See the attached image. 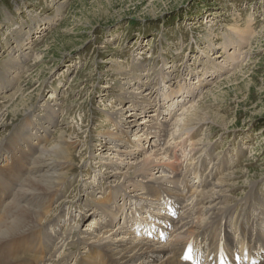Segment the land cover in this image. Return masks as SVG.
<instances>
[{
	"label": "rangeland",
	"instance_id": "obj_1",
	"mask_svg": "<svg viewBox=\"0 0 264 264\" xmlns=\"http://www.w3.org/2000/svg\"><path fill=\"white\" fill-rule=\"evenodd\" d=\"M247 22H250V33L249 43L243 50L246 54L227 63L222 70L216 68V64L227 60L222 45L231 27L237 24L244 30ZM16 29L24 34L18 37L12 31ZM208 34H211L210 43L206 42ZM18 53L27 55L21 59L20 76L15 84L24 86L21 95L27 106L18 102L16 111L28 113L22 116L9 114L0 127V140L8 138L23 124L24 118L42 116L48 104L58 111L55 116L58 126L50 132L54 134L56 129L67 131L73 127L79 135L73 153L80 151L81 154L74 157L73 169L67 177L71 185L64 189L58 204H54L51 219L58 214L62 217L71 206L67 201L75 198L73 217L68 221L76 223L79 229L92 224L88 220L90 209L79 215V203L87 199L90 202V197L85 195L92 185L94 172L101 169L97 162L102 160L96 154H103L109 147L101 136L115 129L108 115L112 117L113 113L119 118L116 109L128 106L124 100L118 101L120 92L132 93V89L127 90L129 85L123 82L122 75L112 71L113 60L121 61L125 73L138 62L145 70L137 72L141 78L138 82H131L133 89L138 83L140 86L133 93L143 91V95L147 94L149 106L147 113L141 115L166 109L161 95L157 97L158 103L154 97L150 98L160 86L156 83L162 70L171 76L165 78L167 85L159 93L180 96V85L195 83L192 86L197 87L194 93L197 97L191 102H197L186 116L190 118L198 112L208 119L205 124L192 129L196 133L192 141L203 134L208 139L202 145H210L212 149L211 156L202 155L207 160L206 165L209 163L206 174L226 162L224 172L219 171L221 175H233L228 184L234 187L228 195L231 196L230 203L235 205V213L242 208L237 206L238 201L246 196L252 185L254 194L264 197V0H0V82L8 77V61ZM206 56L211 57L213 65L205 61ZM11 91L5 93L4 98L0 97V104ZM53 94L55 97L51 101L49 97ZM184 99L187 108L189 100ZM179 108L173 112V121L177 120L180 125L187 117L179 115L184 110L179 112ZM123 112L125 116L121 121L126 125V110ZM166 121L173 122L172 119ZM41 123L46 126L45 120ZM170 123L160 144L163 148L175 146L179 160L182 159L179 154L185 153L186 160L180 165L181 186L188 185L190 191L198 189L199 181L187 172L197 162V155L193 156L187 135L172 139ZM129 177L134 179L133 175ZM98 179L97 187L122 184L116 178ZM190 193L184 199L189 198ZM77 215L85 217L83 222L74 221ZM64 216L62 218L66 220ZM67 227L62 224L61 230L65 231ZM229 230H234L232 223ZM81 247L72 246L75 257L71 263L84 257L85 250Z\"/></svg>",
	"mask_w": 264,
	"mask_h": 264
},
{
	"label": "bare ground",
	"instance_id": "obj_2",
	"mask_svg": "<svg viewBox=\"0 0 264 264\" xmlns=\"http://www.w3.org/2000/svg\"><path fill=\"white\" fill-rule=\"evenodd\" d=\"M249 28L250 22H247L244 30H240L237 24L231 27L230 34L225 36L222 45L223 50H226L227 60L216 64V68L222 70L227 63H233L241 54H246L243 50L249 43L247 42ZM12 31L18 37L24 34L17 29ZM209 35L211 34L206 36L207 43L211 42ZM16 43L18 47L19 41ZM229 50L232 52L229 53ZM26 57L27 55L22 53H18L15 58L11 57L8 61V77L5 76L4 81L0 82V97L12 90L5 96V102L0 104V127L5 124L9 114L13 113V116L24 114L23 111L20 113L16 111L18 102L23 104V107L27 106L21 95L24 86H15L20 76L18 73L21 70V59ZM205 59L213 65L211 57L206 56ZM113 63L112 71L122 75L123 82L129 85L127 90L132 89V93L120 92L118 101L124 100L128 106L116 109L119 118H115L116 115L113 113L112 117L108 115L115 129L114 132H104L101 136L103 140H107L109 147H105L106 151L103 150V154L102 152L96 154L102 161L97 162L101 164L99 167L101 169L94 172L92 185L85 195L87 198L90 197V202H87L89 200L87 199L86 202L79 203V215L90 209L88 220H91L89 222L92 224L87 225L86 229H79L76 223L68 221L73 217L75 198L67 201L71 206L64 211L65 216L62 215L66 220L59 214L51 219L54 204L62 198L64 189L71 185L67 177L73 169L74 157L81 154L80 151L73 153L79 140V135L73 127L67 131L56 129L54 134L50 132L58 126L55 123L58 111L54 106L48 104L42 116L24 118L23 124L17 126L8 138L0 140V264H182L183 251L187 249L189 251L188 241L193 236H200L202 241L197 244L202 256L195 254L192 258L195 264L212 261L216 255L218 256L216 264H235L234 261L236 264H255L254 261L258 257L254 254L260 256L264 251V197L255 195L252 185L246 196L238 201L237 206L242 208L235 213V205L230 203L231 196L228 195L234 187L228 184L233 175H221L226 168V164L224 165L226 162H221L215 170L212 169L206 174V166L209 163L206 165L207 160L203 154H211L212 149L210 145H202L204 140L208 139L203 134L193 142L196 133L192 129L205 124L208 119H205V116L202 118L198 112L190 115V118L186 116L193 108V103L197 102H191L197 97L194 96L197 87L192 86L195 83L180 85L178 89L180 96L159 93L162 87L167 85L165 78L171 76L169 72L162 70L156 83L160 86L150 98L154 97V101L158 103L160 101L157 97L161 95L160 98L166 102V109L141 115L147 113L146 107L149 106L147 94L143 95V91L133 93L140 86L138 83V87L133 89L131 82H138L141 78L137 72L142 73L145 70L138 62L132 64L128 73H125L124 66L120 65L121 61L113 60ZM54 97L55 94L50 95L49 99L53 101ZM184 98L189 100L187 108L184 105ZM167 101H170V104ZM177 108H179L177 111L184 109L180 116L189 118L180 125L177 120L173 121L175 115L173 112ZM125 110L128 129L121 121L125 116L123 114ZM167 118L173 121L168 122L172 126V139L178 136L182 139L183 135H187V141L191 143L190 148L192 147L190 150L193 156L197 155V162L187 172L192 173L194 179L197 178L199 181L198 189L193 188L194 190L190 191L188 185L181 186L183 179L180 175V165L186 160L185 153L179 154V158H182L179 160L175 146L163 148L160 144L169 128ZM43 120L46 126L41 123ZM155 138L157 143L153 141ZM108 150L112 152L105 155ZM173 152L175 153L172 155ZM161 159L164 160L160 163ZM131 175L134 177L132 180L129 177ZM97 177L99 181L116 178L117 182L121 180L122 184L97 187ZM94 187H97L96 190H93ZM92 190L94 192H91ZM94 193L99 196H94ZM187 193L188 195L190 193V196L184 199ZM160 195L173 199V207L170 206L169 209L178 212V217L170 222L172 228L169 239L163 241L156 236L152 240L140 238L139 236L150 231L148 217L154 215L163 218L162 222L168 220V213L163 212L165 204L155 203V197ZM179 201L182 203V211L178 208ZM188 201L191 202L189 205ZM188 206L189 209L185 210ZM167 210L168 207L165 208V211ZM145 213L147 215L143 217ZM79 215L74 216V221L83 222L85 217ZM231 223L233 231L229 230ZM62 224L68 226L65 231L61 230ZM136 224H143L140 229L142 234L130 229L131 225ZM220 239L228 242L223 243L224 248L234 244L232 252L226 249L228 255L218 252L220 249L217 242ZM76 245L83 246L84 257L71 263L75 257L71 248ZM212 248L215 254L211 251ZM241 258L244 260H240Z\"/></svg>",
	"mask_w": 264,
	"mask_h": 264
},
{
	"label": "snow or ice",
	"instance_id": "obj_3",
	"mask_svg": "<svg viewBox=\"0 0 264 264\" xmlns=\"http://www.w3.org/2000/svg\"><path fill=\"white\" fill-rule=\"evenodd\" d=\"M186 258H190V256L186 257Z\"/></svg>",
	"mask_w": 264,
	"mask_h": 264
}]
</instances>
